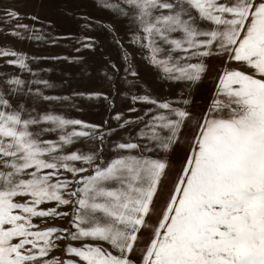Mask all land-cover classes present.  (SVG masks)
<instances>
[{"label": "snow or ice", "instance_id": "obj_1", "mask_svg": "<svg viewBox=\"0 0 264 264\" xmlns=\"http://www.w3.org/2000/svg\"><path fill=\"white\" fill-rule=\"evenodd\" d=\"M38 3L81 30L0 7V36L72 49L0 43V264H264V0Z\"/></svg>", "mask_w": 264, "mask_h": 264}, {"label": "rangeland", "instance_id": "obj_2", "mask_svg": "<svg viewBox=\"0 0 264 264\" xmlns=\"http://www.w3.org/2000/svg\"><path fill=\"white\" fill-rule=\"evenodd\" d=\"M8 4H11L14 7L18 8L22 13H38L40 16V21L43 23H46L48 19L55 21L57 24V32L62 35L66 34L69 31H71L72 33H78L81 30L80 25L78 24L80 14L77 13L75 19L66 17L63 12L62 4L52 3L46 4L41 7L38 3V0H0V7ZM85 10L91 12L96 16L102 15L101 13L97 12L96 9L92 8L90 3ZM24 22L29 24L33 23L28 19H25ZM39 26V23H37V27ZM4 42L11 43L15 46L16 49L23 50L29 54H38L41 56L63 55L72 51L67 39H62L57 45L53 46L48 44L21 42L10 36H0V43ZM111 51L113 52V54H115V49H112ZM138 63L140 65V76L142 78V81L144 82V86L149 90H154L156 93L162 96L167 95L166 86H161L154 71H152L142 61L138 60ZM38 66H47L53 68L52 73L43 74L53 81H58L63 75L64 71H71V66L68 63H60L52 60L43 61L41 65H32L33 68ZM0 70L9 72L19 71L18 68L4 67L2 65H0ZM23 75L27 76V73H24ZM68 79L72 80L73 83H76L80 80V77L78 75L71 74L68 76ZM79 87L106 88L107 86L101 85L98 82H85L79 84ZM80 103L82 105V111L70 112L67 114L92 122H100L108 115V112L106 110V103L102 98L84 99ZM57 223H59V221H57Z\"/></svg>", "mask_w": 264, "mask_h": 264}]
</instances>
